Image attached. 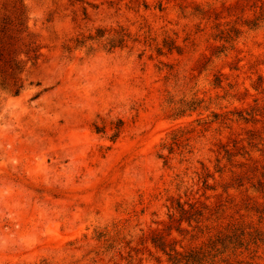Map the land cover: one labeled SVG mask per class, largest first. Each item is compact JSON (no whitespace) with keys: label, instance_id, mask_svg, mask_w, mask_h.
Listing matches in <instances>:
<instances>
[{"label":"rangeland","instance_id":"374dc122","mask_svg":"<svg viewBox=\"0 0 264 264\" xmlns=\"http://www.w3.org/2000/svg\"><path fill=\"white\" fill-rule=\"evenodd\" d=\"M256 1L0 0V264H170L155 235L264 239ZM218 23L240 29L232 45ZM254 250L238 258L264 264Z\"/></svg>","mask_w":264,"mask_h":264},{"label":"trees","instance_id":"16d2710c","mask_svg":"<svg viewBox=\"0 0 264 264\" xmlns=\"http://www.w3.org/2000/svg\"><path fill=\"white\" fill-rule=\"evenodd\" d=\"M252 7H257L259 9V15L254 20L245 21V23L250 25L251 28H256L260 23L264 22V2L257 5L256 1L252 4ZM209 10L210 9L200 8V14L205 15ZM215 28L217 31L216 35L221 40H224V42L230 43L231 45L241 33L236 25L228 26V24L222 25L218 23ZM102 37H104V35L100 31L96 37L90 36L89 39L95 40ZM127 37L128 35L123 32L117 33V36L108 38L107 45L110 49L117 46H123ZM164 47L168 48L170 52L174 50L179 52L180 50L179 45L172 40H166ZM223 49H225V46H223L220 51H223ZM158 51L161 52L162 47L158 48ZM182 103L183 106L187 105L192 109L197 107L201 102L193 101L186 103L183 100ZM183 111H185V108L181 109L178 114H181ZM174 140V144H178V135L174 137ZM176 208L181 215L189 213V210H187L179 201L176 202ZM194 215V213L189 214L186 216V219L192 222ZM182 219L183 218H181V220ZM116 231L117 232L114 235L108 230L100 231L97 234V239L105 241V243L108 244V247H112L115 241V236L120 234L119 228H117ZM151 242L168 256L170 264H252L251 262L239 259L238 257L243 255L244 252L254 253V246H256L258 242L264 243V239L259 237V234L255 235L248 233L245 229L239 227L220 232L202 245L192 247L185 251H180L176 247H173L172 244L167 243L163 236L155 235L151 238ZM253 256H255V254H253Z\"/></svg>","mask_w":264,"mask_h":264}]
</instances>
